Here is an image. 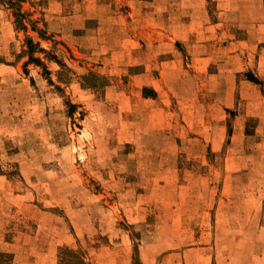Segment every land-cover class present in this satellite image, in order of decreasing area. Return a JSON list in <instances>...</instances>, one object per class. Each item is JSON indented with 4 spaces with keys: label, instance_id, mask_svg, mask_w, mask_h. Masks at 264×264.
Returning <instances> with one entry per match:
<instances>
[{
    "label": "rangeland",
    "instance_id": "1",
    "mask_svg": "<svg viewBox=\"0 0 264 264\" xmlns=\"http://www.w3.org/2000/svg\"><path fill=\"white\" fill-rule=\"evenodd\" d=\"M260 1L0 0V264H264Z\"/></svg>",
    "mask_w": 264,
    "mask_h": 264
},
{
    "label": "trees",
    "instance_id": "2",
    "mask_svg": "<svg viewBox=\"0 0 264 264\" xmlns=\"http://www.w3.org/2000/svg\"><path fill=\"white\" fill-rule=\"evenodd\" d=\"M14 10L13 16L15 19L16 27L25 31V26L23 25L22 19H24V14H21L19 11V8L14 5L12 7ZM32 31H35L34 28H32ZM26 49L27 51L24 52V54H27L28 60L30 62L39 63L38 59L32 58V53L35 49H38V47L33 44L32 40L26 39ZM39 52H41V49H38ZM251 81H254V79H250ZM60 264H86L84 261V258L81 256V254L78 251H73L69 249H62L59 254ZM136 263H139L138 260H135Z\"/></svg>",
    "mask_w": 264,
    "mask_h": 264
},
{
    "label": "crops",
    "instance_id": "3",
    "mask_svg": "<svg viewBox=\"0 0 264 264\" xmlns=\"http://www.w3.org/2000/svg\"><path fill=\"white\" fill-rule=\"evenodd\" d=\"M261 2L262 1H260V2H258V5H257V12H258V17L260 18V20H257V22H260L261 21V18H263V16H264V7L262 6V4H261ZM197 11V12H196ZM199 12H200V14H201V16H202V22H198V21H194V23H197V24H202V25H205V24H208L209 22H208V19H206V15H205V13H203V11H201V9H197V10H195L194 11V18H199L200 16L198 15L199 14ZM192 13H193V11H192ZM127 17H130L129 15L127 16ZM5 179V177L4 176H0V182L1 183H3L4 181H6V180H4Z\"/></svg>",
    "mask_w": 264,
    "mask_h": 264
}]
</instances>
